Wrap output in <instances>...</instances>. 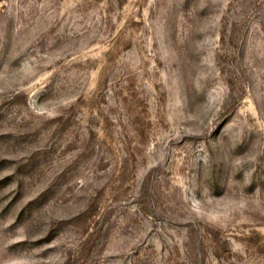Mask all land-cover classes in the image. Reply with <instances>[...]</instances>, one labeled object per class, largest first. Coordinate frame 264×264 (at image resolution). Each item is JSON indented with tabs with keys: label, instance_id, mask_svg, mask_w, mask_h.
Listing matches in <instances>:
<instances>
[{
	"label": "rangeland",
	"instance_id": "obj_1",
	"mask_svg": "<svg viewBox=\"0 0 264 264\" xmlns=\"http://www.w3.org/2000/svg\"><path fill=\"white\" fill-rule=\"evenodd\" d=\"M0 264H264V0H0Z\"/></svg>",
	"mask_w": 264,
	"mask_h": 264
}]
</instances>
